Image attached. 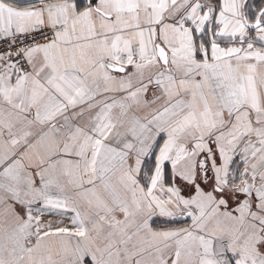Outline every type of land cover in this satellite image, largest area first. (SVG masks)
<instances>
[{"label": "snow or ice", "instance_id": "obj_1", "mask_svg": "<svg viewBox=\"0 0 264 264\" xmlns=\"http://www.w3.org/2000/svg\"><path fill=\"white\" fill-rule=\"evenodd\" d=\"M0 45V264H264V6L0 0Z\"/></svg>", "mask_w": 264, "mask_h": 264}, {"label": "crops", "instance_id": "obj_2", "mask_svg": "<svg viewBox=\"0 0 264 264\" xmlns=\"http://www.w3.org/2000/svg\"><path fill=\"white\" fill-rule=\"evenodd\" d=\"M16 2L19 3V4H25V3H28L29 0H16ZM249 4L250 5H255L256 7H261V6H264V0H249ZM42 219L45 220V221L51 220L54 223H56V222H58L60 220H63V223H65V224L69 223L68 219H66L64 217H61L59 215H56V214H53L51 216L45 215V216L42 217Z\"/></svg>", "mask_w": 264, "mask_h": 264}, {"label": "rangeland", "instance_id": "obj_3", "mask_svg": "<svg viewBox=\"0 0 264 264\" xmlns=\"http://www.w3.org/2000/svg\"><path fill=\"white\" fill-rule=\"evenodd\" d=\"M150 164H151V158H149V166H150Z\"/></svg>", "mask_w": 264, "mask_h": 264}, {"label": "built area", "instance_id": "obj_4", "mask_svg": "<svg viewBox=\"0 0 264 264\" xmlns=\"http://www.w3.org/2000/svg\"><path fill=\"white\" fill-rule=\"evenodd\" d=\"M37 38H39V37H37ZM3 45H0V47H2Z\"/></svg>", "mask_w": 264, "mask_h": 264}]
</instances>
